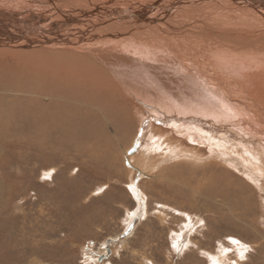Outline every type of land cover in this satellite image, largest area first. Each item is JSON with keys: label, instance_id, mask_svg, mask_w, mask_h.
Masks as SVG:
<instances>
[{"label": "bare ground", "instance_id": "6f19581e", "mask_svg": "<svg viewBox=\"0 0 264 264\" xmlns=\"http://www.w3.org/2000/svg\"><path fill=\"white\" fill-rule=\"evenodd\" d=\"M0 91L35 109H94L111 116L106 125L147 112L125 152L141 176L168 175L182 196L206 192L237 220L264 207V0H0ZM139 179L128 188L141 201ZM230 240L219 256L206 252L211 263L244 264L249 244Z\"/></svg>", "mask_w": 264, "mask_h": 264}, {"label": "rangeland", "instance_id": "374dc122", "mask_svg": "<svg viewBox=\"0 0 264 264\" xmlns=\"http://www.w3.org/2000/svg\"><path fill=\"white\" fill-rule=\"evenodd\" d=\"M9 98L0 91V264H214L206 252L219 256L227 243L235 244L230 238L250 246L241 262L264 264V240L254 224L264 215L261 202L237 220L210 194L192 196L183 187L182 196L170 190L168 175L157 182L139 174L136 159L128 162L125 152L147 112L115 116L117 122L106 125L111 116L94 109L58 112L57 105L40 101L41 110L26 97L17 103ZM150 126L152 137L157 125ZM105 136L116 144L118 162L107 161ZM207 173L201 169L198 177ZM131 176L140 178L141 201L128 188ZM192 220L198 224L189 229ZM257 229L264 233V224ZM180 233H187V246L175 243Z\"/></svg>", "mask_w": 264, "mask_h": 264}, {"label": "snow or ice", "instance_id": "6c2138e0", "mask_svg": "<svg viewBox=\"0 0 264 264\" xmlns=\"http://www.w3.org/2000/svg\"><path fill=\"white\" fill-rule=\"evenodd\" d=\"M233 243H235V242H233Z\"/></svg>", "mask_w": 264, "mask_h": 264}]
</instances>
